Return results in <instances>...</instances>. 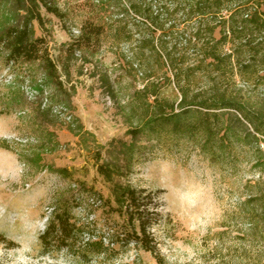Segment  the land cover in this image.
<instances>
[{
    "label": "trees",
    "instance_id": "trees-1",
    "mask_svg": "<svg viewBox=\"0 0 264 264\" xmlns=\"http://www.w3.org/2000/svg\"><path fill=\"white\" fill-rule=\"evenodd\" d=\"M71 1L78 3V33L59 46L53 59L36 27L46 31L48 15L65 21L69 11L61 9L58 0H0V55L7 66H36L51 90L49 104L58 96L68 108L74 89L65 88L60 78L69 77L70 66L78 58L91 64L102 40L121 47L115 52L127 69L139 74L141 87H133L120 107L127 127L124 137L102 145L78 118H74L76 129L68 127L91 154L96 173L109 185L108 197L94 191L100 198L95 202L102 201L109 213L124 217L121 225L111 223L114 226L107 228L106 241L124 244L132 240L156 256L149 227L156 220L157 203L151 192L125 181L144 149L141 137L154 133L194 140L203 159L221 174L245 179L243 172L250 163L256 173L245 180L246 197L237 205L250 235L264 241V95L255 93L257 83L264 85V0ZM97 75L116 102L114 80L106 73ZM40 107L36 116L51 124V107ZM25 160L28 165L41 161L37 153ZM51 171L69 180L66 168ZM76 188L86 197L93 191L81 181H76ZM89 226L74 219L66 199L57 201L41 234V246L47 249L53 243L73 251ZM104 238H88L81 256L106 250Z\"/></svg>",
    "mask_w": 264,
    "mask_h": 264
},
{
    "label": "rangeland",
    "instance_id": "rangeland-1",
    "mask_svg": "<svg viewBox=\"0 0 264 264\" xmlns=\"http://www.w3.org/2000/svg\"><path fill=\"white\" fill-rule=\"evenodd\" d=\"M58 5L69 11L68 19L48 15L46 31L36 27L53 59L59 46L69 43L71 34L77 35L80 21L75 13L78 3L58 0ZM111 47L114 45L109 40H102L100 51L90 58L91 64L78 58L70 66L69 77L61 76L64 87L74 89L71 108L58 96L49 104L51 90L36 66H7L0 55V264L264 263V241L250 235L237 205L246 197L245 180L256 173L250 163L243 172L245 179L221 174L224 172L203 159L194 140L165 133L141 137L144 149L125 178L131 187L151 192L157 203L156 220L149 227L156 256L132 240L124 244L106 241L107 228L114 226L111 223L121 225L124 217L109 213L102 201L95 202L99 196L94 191L108 197L109 185L96 173L91 154L68 127L76 129L74 118H78L102 145L111 138L124 137L127 127L120 107H124L133 87H141L140 76L127 69L125 60L115 52L121 47L115 46L114 52ZM92 67L97 74L106 73L114 80L116 102L106 94ZM39 86L43 95L36 88ZM255 93L264 95L263 83H257ZM48 105L51 124L36 116L38 106L42 109ZM36 153L41 161L28 165L25 158ZM55 168H66L69 180L51 171ZM76 181L93 189L91 195H81ZM65 199L74 219L90 226L73 251L53 243L44 249L40 240L47 218L54 203ZM99 237H105L106 250L81 256L86 240Z\"/></svg>",
    "mask_w": 264,
    "mask_h": 264
},
{
    "label": "bare ground",
    "instance_id": "bare-ground-1",
    "mask_svg": "<svg viewBox=\"0 0 264 264\" xmlns=\"http://www.w3.org/2000/svg\"><path fill=\"white\" fill-rule=\"evenodd\" d=\"M254 171H256V169ZM235 180L237 181V178L236 177H235Z\"/></svg>",
    "mask_w": 264,
    "mask_h": 264
}]
</instances>
